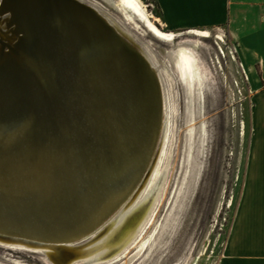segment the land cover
<instances>
[{
    "label": "rangeland",
    "instance_id": "rangeland-1",
    "mask_svg": "<svg viewBox=\"0 0 264 264\" xmlns=\"http://www.w3.org/2000/svg\"><path fill=\"white\" fill-rule=\"evenodd\" d=\"M86 1L111 18L158 70L165 125L149 184L141 193L156 180L144 207L154 206L141 231L120 251L72 264H220L244 193L251 137V91L234 41L225 27L168 30L156 0L134 1L170 38L155 36L124 0ZM7 17L0 11L4 34ZM180 48L195 50V81L181 73ZM107 229L74 247L94 248ZM55 256L44 248L0 243V264H63L74 254L63 249Z\"/></svg>",
    "mask_w": 264,
    "mask_h": 264
},
{
    "label": "bare ground",
    "instance_id": "bare-ground-1",
    "mask_svg": "<svg viewBox=\"0 0 264 264\" xmlns=\"http://www.w3.org/2000/svg\"><path fill=\"white\" fill-rule=\"evenodd\" d=\"M69 1H74L88 9L95 10L107 22L106 24L113 27L127 42L122 50L125 57L130 55L128 50L130 49L129 45H131L141 52L150 63L153 70L151 75L149 73L150 77L145 74V71L138 64H124L119 70L118 76L123 84L117 92L123 91V93L129 94L126 89H128V84H130L134 87L135 93L143 92L141 98L150 101L152 111H146L145 113L139 111V113H136L130 107L131 112L129 114L122 112L123 110L121 108L118 109L117 104L113 101L117 99L110 97L112 89L107 87L108 82L105 81L89 83V86L82 90H78L79 88L76 87L78 85L72 86L74 84H69V87L65 88L66 91L64 92V96L67 95L66 98H63L62 102L54 107L52 101L57 98L56 93L59 91L60 80L50 76L60 72L61 69H67L74 61L61 60L52 74L44 64L39 63L37 60L32 63L24 62L23 67H30L32 69L30 72L32 73L30 75L18 73L17 77H13V74V78H5L0 86V135L5 131V139L0 141V222L3 221L5 224L12 223V221L7 222L6 220L8 217H12L8 212H17L16 216L24 217L25 214L32 215L33 211L38 208H44L45 210L50 207L53 204V199L48 202V199L52 197L49 193L51 187H57L56 195L59 193L65 194V192H75V194H80L82 197L87 194V188H98L101 195H95V201L108 197V194L115 195L118 188L123 190L134 182L142 167L149 160L153 141L155 140V136L153 137L152 134L153 117L154 115L156 116L154 111L156 107L155 101L160 104V107L162 106V115L156 148L142 182L130 198L97 230L72 242L33 239L36 241L34 242L25 240V238H10L0 235V243L2 244L44 248L54 256L62 252L63 249L73 251L74 257L69 258L63 264H72L79 259H84L85 261L101 259L114 250H122L136 238L154 206L151 202L144 207L156 180H152L154 184L150 185L143 196H141V193L147 183L149 184V176L155 161H157L155 158L165 125V101L162 80L150 58L135 45V42L133 43L132 40L128 39L111 18L101 10L86 0ZM124 1L155 36L171 37V34L160 31L139 10V5L136 1ZM0 4L2 8L8 6L9 1L2 0ZM73 9L70 5L65 7V17ZM78 12L82 16L74 12L76 20L81 17L85 21L88 19L87 22L92 21L91 24L96 22L86 11L81 10ZM7 15L6 26L8 34L0 31V38L5 41L18 40L22 32L21 27L14 21V11L10 9ZM32 22L36 23L35 21ZM196 32L200 33L199 31H192V33ZM68 37L69 34L67 32L66 39ZM108 44L110 43L104 40L101 41L99 38L96 39L94 36L88 37L87 42L82 41L79 45V49L87 58H81L82 62L76 61V64L87 65V62H96L100 58L98 50L104 49ZM84 47H88V49L82 50ZM194 51L191 48H180L176 55L181 73L190 82L195 81L199 77V67ZM8 55H11L10 52H8ZM75 55H81L80 51ZM130 59L131 61L133 60L132 57ZM7 67L12 68L11 66ZM152 74L158 75L160 82L159 93L155 87V78H151ZM22 75L24 77H21ZM90 90L95 92L92 94ZM91 94L96 96L97 99L99 98L95 104L94 101L92 102L93 99H90ZM121 102L125 103L126 100ZM130 105H132V101ZM22 112L24 116L20 118ZM3 125L6 129L11 128L7 131L2 127ZM78 127L87 128L78 136L80 140L85 134L88 135L79 146L77 142L73 143L69 139L68 141H66V138L63 139L61 133L73 129L76 130ZM73 139L76 138L73 137ZM56 151H58L57 156L52 154ZM76 199L77 203L69 202L71 206H69V211L64 215L65 219L72 222L88 209V206L84 209L80 208L82 204L86 203L85 200L82 202L80 201L81 199ZM75 207L76 209H74ZM43 213L40 212L41 215ZM54 221L52 220V224H55ZM44 223L47 229L49 221ZM105 226H108V229L96 243L94 241V248L74 247L75 243L88 238ZM50 229L53 230L55 228Z\"/></svg>",
    "mask_w": 264,
    "mask_h": 264
},
{
    "label": "water",
    "instance_id": "water-1",
    "mask_svg": "<svg viewBox=\"0 0 264 264\" xmlns=\"http://www.w3.org/2000/svg\"><path fill=\"white\" fill-rule=\"evenodd\" d=\"M8 1L9 5L0 8V11L6 13L10 9L14 11V21L21 27L22 35L15 41H5L0 38V86L5 78L17 77L18 73L30 75L32 69L30 67H23L24 62L32 63L34 60H37L39 63L41 62L44 64L47 70L52 74V72L57 69L60 61L66 59L67 61H74V63H72V65L70 64L67 69H61L60 72L50 76L60 80L58 87L59 91L56 93L57 98L52 101L54 107L59 105L63 98H66L67 95L64 96V92L66 91L65 88L69 87V84H74L72 86L78 85L76 86L79 88L78 90H82L87 88L89 83L105 81L108 82L107 87H111L112 89L110 92L112 95L110 97L117 99L113 101L117 104L118 109L121 108L123 110L120 109L122 112L129 114L131 112L130 107L136 113H139V111L144 113L146 111H152L150 101L141 98L143 92L139 91V93H135L134 87L130 84H128V89L125 88L127 92L129 91V94L123 93V91L117 92L123 84L118 76L119 70L124 64H138L148 77L153 73L152 66L141 52L129 44L130 49L128 51L130 55L125 57L122 50L127 43L126 40L119 35L113 27L106 24L107 22H105L95 10L88 9L85 6L69 0ZM68 5L72 6L74 9L65 17L66 12H64V9ZM81 10L90 14L92 16L91 18H94L93 20L96 21L95 23L97 24H91L92 21L87 22L88 19L85 21V19L83 20L81 17L76 20L74 12L82 16V14L78 12ZM31 20L36 23L34 24ZM67 32L69 34L68 39H66ZM92 36L110 44L105 46L104 49L98 50L100 58H98L96 62H87V65H83L82 63L76 64V61L82 62L81 58H87V56L83 55L81 49H79V45L82 41L87 42L88 37L90 38ZM87 49L88 47H84L82 50ZM78 51H80L81 55H75ZM8 52H10L11 55H8ZM131 57L133 59L132 61L130 59ZM7 66H11L12 68ZM24 75L21 77H24ZM152 75L151 78H155V87L159 93L160 82L158 75ZM90 91L92 94L95 92L93 90ZM113 91L114 93H112ZM92 94L90 99H93L92 102L94 101L95 104L99 98L97 99V97L94 95L92 96ZM122 100H126V102L123 103L121 102ZM131 101L132 105H130ZM155 102L156 107L154 106V111L156 112V116L154 115L153 117V132L151 131L153 137L155 136V140L153 141L149 160L146 164L147 166L144 165L142 167L140 174L132 184L125 187L123 190L118 188L115 195L108 194V197H104L99 201H95L96 199L94 198L95 195H101L98 188H87V194H84L82 197V195L75 194V192H71L73 194L65 192V194L59 193L56 195L57 187H51L49 193L52 197L48 199V202L53 199V204H51L50 207H47L45 210L44 208H38L36 211H33L32 215L25 214L24 217L16 216V214H18L17 212H8L12 217H8L6 220L7 222L12 221V223L5 224V222L1 221L0 235L10 238H25V240L28 241H34L33 239H35L72 242L97 230L128 198H130L146 174L156 148L160 131L162 106L160 107V104H158L157 101ZM23 116L22 112L20 118ZM2 127L6 129L4 125ZM10 128L6 130L9 131ZM85 129L87 128L78 127L76 130L73 129L63 132L61 135L63 139L66 138V141L69 139L73 143L77 142L79 146L83 139L88 137V135L85 134L81 140L78 138ZM73 137L76 139H73ZM3 139H5V131L0 135V141H3ZM152 140L151 136V141ZM52 154L57 156L58 151ZM76 198L81 199L80 201L82 202L84 200L86 202L82 204L80 208L84 209L88 206V209H86L78 219L72 222L65 219L66 217H64V215L69 211V206H71V204H69L70 201L75 203L78 202ZM74 209H76V207ZM40 212L43 214L41 215ZM52 220H55V224H52ZM45 221H49V223H47L48 231L44 223ZM50 228L55 229L51 230ZM47 234L48 236H46Z\"/></svg>",
    "mask_w": 264,
    "mask_h": 264
},
{
    "label": "crops",
    "instance_id": "crops-1",
    "mask_svg": "<svg viewBox=\"0 0 264 264\" xmlns=\"http://www.w3.org/2000/svg\"><path fill=\"white\" fill-rule=\"evenodd\" d=\"M170 31L225 27L251 91L244 193L220 264H264V0H157Z\"/></svg>",
    "mask_w": 264,
    "mask_h": 264
},
{
    "label": "trees",
    "instance_id": "trees-1",
    "mask_svg": "<svg viewBox=\"0 0 264 264\" xmlns=\"http://www.w3.org/2000/svg\"><path fill=\"white\" fill-rule=\"evenodd\" d=\"M156 4H157V6H158V8H159V10H160V14H161L160 5H159V3H158V1H157V0H156Z\"/></svg>",
    "mask_w": 264,
    "mask_h": 264
}]
</instances>
